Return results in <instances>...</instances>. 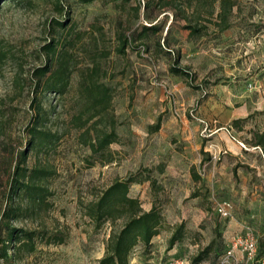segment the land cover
<instances>
[{
  "label": "rangeland",
  "instance_id": "1",
  "mask_svg": "<svg viewBox=\"0 0 264 264\" xmlns=\"http://www.w3.org/2000/svg\"><path fill=\"white\" fill-rule=\"evenodd\" d=\"M222 1L0 0V222L12 205L10 225L35 235L14 264H102L128 215L98 224L92 204L131 177L128 195L162 227L129 264H264V0ZM62 59L59 94L45 84ZM39 114L51 145L30 134ZM17 166L44 172L41 192L11 194Z\"/></svg>",
  "mask_w": 264,
  "mask_h": 264
},
{
  "label": "trees",
  "instance_id": "2",
  "mask_svg": "<svg viewBox=\"0 0 264 264\" xmlns=\"http://www.w3.org/2000/svg\"><path fill=\"white\" fill-rule=\"evenodd\" d=\"M81 1L88 3L93 0ZM222 2L224 8L229 0H223ZM56 4V8L61 6L59 1H57ZM56 25L65 26V23L57 21ZM55 50L56 47L54 45L49 46V52H54ZM121 52H123V47ZM48 72H50V68L45 67L39 69L37 74H39V77H45ZM174 72L176 74L181 73L179 69H176ZM70 74L68 63L62 59L57 68L46 80L45 89L63 94L68 87ZM85 89L87 90V93L94 97L95 103L104 104L109 99V89L105 87L93 86L85 87ZM38 108L40 109L39 106ZM41 121L40 115L35 121V125L31 127L30 134L33 138L39 141V145L44 143L51 145L54 143L56 136L49 131H42L39 129L38 125ZM238 122L239 121H235L236 124ZM160 126L161 118L158 119L155 125H151L149 129L151 132H156L160 129ZM117 141L118 136L113 129L111 132L104 134L98 139L97 148L94 144L92 145V148H94L95 151L104 150ZM25 159L26 157L24 156L22 162H24ZM26 171L27 169L17 166L10 182L12 195L17 194L21 189L33 194L39 193V191L41 192L42 189L39 188L36 180L40 179L44 172L36 169L27 176ZM20 176H22V180L19 178ZM134 182H137V179L131 177L125 181L114 183L95 203L92 204L93 208L91 210V216L98 224L108 217L114 219V214L116 212H123L128 215L126 222L120 231L111 235L107 245V254L105 258L101 260L102 264H129V254L132 249L139 243H143L145 246L150 245L152 239L159 234L162 227V215L156 206H153L148 212H143L140 208L139 201L128 195L129 186ZM14 218H17V209L10 205L3 211L0 222V259H2L5 264H14L13 261L15 260L16 255L26 247L30 248V251L34 250V245L30 243L33 241L35 236L34 233L13 228L9 221ZM182 228L183 226H180L179 233L171 238L170 247L180 240V232ZM3 233L4 236L2 237ZM11 250L13 252L12 254H10Z\"/></svg>",
  "mask_w": 264,
  "mask_h": 264
},
{
  "label": "built area",
  "instance_id": "3",
  "mask_svg": "<svg viewBox=\"0 0 264 264\" xmlns=\"http://www.w3.org/2000/svg\"><path fill=\"white\" fill-rule=\"evenodd\" d=\"M232 204L225 201L217 206V212L222 217H228L231 214ZM246 249L249 257H253L257 251V243L253 238H248L246 241Z\"/></svg>",
  "mask_w": 264,
  "mask_h": 264
}]
</instances>
